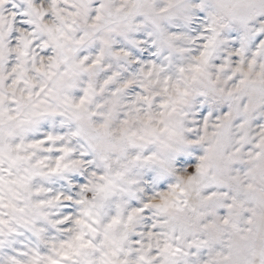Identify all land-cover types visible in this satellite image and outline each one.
<instances>
[{"label":"clouds","instance_id":"1","mask_svg":"<svg viewBox=\"0 0 264 264\" xmlns=\"http://www.w3.org/2000/svg\"><path fill=\"white\" fill-rule=\"evenodd\" d=\"M0 264H264V0H0Z\"/></svg>","mask_w":264,"mask_h":264}]
</instances>
